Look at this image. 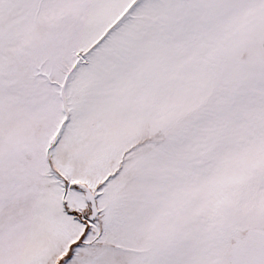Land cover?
Returning a JSON list of instances; mask_svg holds the SVG:
<instances>
[{
  "label": "snow or ice",
  "instance_id": "1",
  "mask_svg": "<svg viewBox=\"0 0 264 264\" xmlns=\"http://www.w3.org/2000/svg\"><path fill=\"white\" fill-rule=\"evenodd\" d=\"M0 264H264V0H0Z\"/></svg>",
  "mask_w": 264,
  "mask_h": 264
}]
</instances>
